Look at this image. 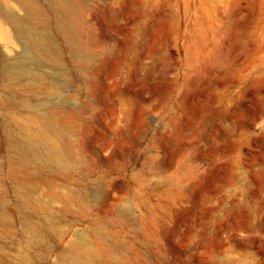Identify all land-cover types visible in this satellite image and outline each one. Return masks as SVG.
<instances>
[{
    "label": "rangeland",
    "instance_id": "374dc122",
    "mask_svg": "<svg viewBox=\"0 0 264 264\" xmlns=\"http://www.w3.org/2000/svg\"><path fill=\"white\" fill-rule=\"evenodd\" d=\"M35 1L0 0V264L86 236L120 264H264V0ZM60 104L70 151L19 158L6 128Z\"/></svg>",
    "mask_w": 264,
    "mask_h": 264
},
{
    "label": "bare ground",
    "instance_id": "6f19581e",
    "mask_svg": "<svg viewBox=\"0 0 264 264\" xmlns=\"http://www.w3.org/2000/svg\"><path fill=\"white\" fill-rule=\"evenodd\" d=\"M48 1L56 12L59 20H63L64 16L73 12L75 8V5L70 0ZM20 3L27 9L26 14L38 19L40 18L36 13L41 7L35 0H20ZM35 7L37 9H35ZM6 14L14 21L18 33L26 36L38 51L45 49L47 50L44 52L45 55H55L54 52L59 49V44L57 42H50L47 46L48 48H45V46H43V44H46L45 42L43 43L45 40L44 33L40 34V32L33 31L31 26L25 25L22 20L12 16L11 13L6 12ZM67 27V25H63L62 30L64 28V30L68 31L66 29ZM35 56L36 53L30 56V58H34ZM21 71L7 68L4 73L12 82H19L23 78H28ZM26 74L28 73L26 72ZM34 78L38 79L37 77ZM36 81L30 84L33 89L37 88L39 85ZM61 107V104L60 107H52L44 111L46 113L44 115L38 114L34 117L28 116L29 122L26 123H22L19 119H14L11 126L6 128L7 142H9L19 158L22 160L32 159L37 162L42 161L47 164H52L57 163V160L55 152H53L50 147L55 146L57 148H63L65 151H70L72 141L66 137L68 114L65 112V109ZM40 226H32V237H38L41 234L42 226ZM93 242L94 239L89 236H86L85 239L73 240L69 245V253L65 264H120L123 262L124 259L120 256L118 258H111L104 255L102 253V247L95 245Z\"/></svg>",
    "mask_w": 264,
    "mask_h": 264
}]
</instances>
